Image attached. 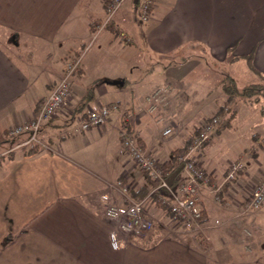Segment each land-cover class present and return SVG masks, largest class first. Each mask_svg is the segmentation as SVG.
I'll use <instances>...</instances> for the list:
<instances>
[{
    "label": "crops",
    "instance_id": "1",
    "mask_svg": "<svg viewBox=\"0 0 264 264\" xmlns=\"http://www.w3.org/2000/svg\"><path fill=\"white\" fill-rule=\"evenodd\" d=\"M132 3L124 0L110 23L101 27L106 18L105 0H0V134L34 115L63 74L66 62L72 56L80 57L68 98L40 127L36 147L30 150L25 143L27 133L0 140L2 179H13L18 200L37 192L39 202L35 217L19 225L12 252H7L8 244L0 246V264H108L109 260L110 264H206L205 254L213 244L228 254L244 247L234 237V227L243 221L257 224L264 215V209L244 215L238 211L250 188L264 178V168L248 169L245 160L252 158L248 152L243 156L245 169L223 183L221 202L214 201L211 189L223 180L234 158L230 154L234 145L239 157L247 151L245 145L259 143L252 135L264 131V108L247 110L252 114L247 127L260 131L249 133L251 141H222L223 128L194 152L210 183L199 188L203 220L192 230L182 229L172 214L149 201L153 181L124 150L120 132L122 112L129 111L134 116L131 130L139 144L160 163H171L172 151L187 145L191 133L218 108L217 100L207 98L206 92L187 91L186 74L177 70H160V82L145 85L140 80L126 87L131 73L127 60V52L133 48L130 44L138 41L137 49L169 59L183 52L182 61L194 60L193 65L196 60L207 64L205 53L228 69L245 61L248 70L264 74V0H154L144 23L134 20ZM224 74L233 77L230 72ZM93 83L91 95L96 99L82 106L85 91ZM161 86L166 87L157 98L162 120L144 111V97ZM198 102L200 111L192 108ZM92 103L116 107L104 124L75 131ZM207 108L212 112H202ZM166 125L173 126V132L162 137L160 129ZM259 144L257 152L264 151V141ZM183 177L180 169L172 186ZM117 179L131 183L138 196L145 193L139 198L141 214L151 217L162 231L147 237L149 244L144 248L129 239L122 245L111 240L113 222L106 220L99 196ZM195 233L202 238L204 250L196 248ZM7 234L0 228V241ZM17 242H25V248ZM107 242L113 245L109 250L104 248ZM65 243H89L90 248L74 250ZM6 257L11 261L6 262Z\"/></svg>",
    "mask_w": 264,
    "mask_h": 264
},
{
    "label": "rangeland",
    "instance_id": "2",
    "mask_svg": "<svg viewBox=\"0 0 264 264\" xmlns=\"http://www.w3.org/2000/svg\"><path fill=\"white\" fill-rule=\"evenodd\" d=\"M132 2H133L132 3L133 7L135 9V13H133L134 20L136 18L137 22H141V23L147 22L149 17H150V12H151V8L154 4V0H153V4H152L151 8L149 9V11L147 13L146 20H142V21H140L139 12L137 13V11H136L137 8L134 4V0H132ZM106 6L107 5L105 2L106 18L101 23V27H105L110 23L109 21L112 19L111 16L120 7V6L117 7L116 11L110 16L109 19H107L109 12L107 11ZM104 22H106V23H104ZM138 27L139 26H137V28ZM87 41L88 40H86V43H87ZM130 45L133 48H131V50H129L127 52V60H130L129 63L131 64V67H130L131 73H128V75H127L128 82L126 84V87H130L129 86L130 84H135V83L139 82L140 80L144 81L143 83L145 85L148 82L151 83L152 81L160 82L161 79H160V75L158 74V72L160 70H163L166 72L177 70V71L181 72V74H186L183 77V82L187 83V91H191V90L193 91L195 89H196V91H199V92L204 91V92H206L205 96L207 98L216 99L217 103H215V105L218 104V106H219L221 104H224V100L226 99V94L222 89V82L223 81L221 80V79H223L224 73H226V72L231 73V75L233 76L232 78L235 81V85L238 89L243 88L247 85H251L253 83H257V82L264 85V76L261 77V73L257 74V73H253L250 70H248L245 61H243V62L239 61L238 63L233 64L228 69V67L225 63L219 62L218 60H214L213 58H209L208 54L205 53V54H203V56L206 57L208 63L207 64L203 63L200 65L199 60H196V62H195L196 65H193L194 60H191L189 62H188V60L182 61L183 59H181L180 56L183 54V52L175 53V54L171 55V58L169 59V58H163L162 54H159V53L147 52L145 50H142L141 48L137 49L138 41H136V45L135 44H130ZM73 57H75V56H72V58ZM72 58H70V59H72ZM70 59L66 62V64L70 61ZM174 61L177 62L178 64L170 65V63H172ZM66 64H65V66H66ZM65 66H64V69H65ZM77 71H78V69H77ZM76 72H74L73 74H75ZM166 72H164V73H166ZM73 74L69 77L70 82L72 80ZM61 76H63V74ZM103 79L104 78L100 79V81H102ZM225 80H226V78H225ZM90 86L93 87V84H91ZM165 90H166V87L162 88V86H161L160 89L156 90L157 92L155 94L146 95L144 97V100L146 102V108L144 111L147 114H149L151 116H153L154 114L157 116H161V115H158L159 113H157L158 112L157 106H156L157 107L156 109L152 110V109H149L148 104L151 103L153 105H156L158 103L157 102L158 96H160L162 93H164ZM86 91H85V94H86ZM147 96L148 97L153 96V98L148 102ZM256 97H258V102L254 101ZM91 99L95 100L96 96L90 95L89 100H91ZM205 100H207V99H205ZM233 101H234V104L230 102V104H231L230 109L225 114H223V115L218 114L217 115L216 113H214L211 115L213 117L217 116L219 120L227 119L229 121L230 126L228 125L227 127H225V130L222 133V138H220V139L222 141H233V142L234 141H251L248 138L249 133H255V132H260V131L259 130L254 131V130H251L250 127H247L249 125L247 123H249V121L251 119L250 117H252V114H251V116L248 115L247 110L252 108L253 106L256 107V110L264 108V96L260 95V92L259 93L252 92L249 95H247L246 97L245 96L237 97ZM101 104H109V103H101ZM201 105L202 104H200L198 102L196 105H194V106L192 105V108H194L195 110L198 109L200 111ZM234 107H236V108H234ZM236 109L238 111V114L235 113ZM202 112L207 114V113L212 112V111L210 108H207ZM232 112H234V113L232 114ZM211 116H209L208 118L203 120L201 122V124L205 121H208L211 118ZM159 119L162 120L163 117L161 116V117H159ZM132 120L133 119H131V121ZM168 126H171V125H166L165 127H163L160 130L162 131L163 129H165ZM171 127H172V132H173V126H171ZM248 128L250 130H247ZM161 131H160V134L162 137H165V136L172 134V132H171L170 134L163 135L161 133ZM195 134H196V132L194 130L191 133V139L187 143V147L185 149H183L182 151H180L179 153H177L176 162L180 163L181 169L184 170V177L181 181H183L186 177V172H185V168H184L185 161L187 160V161H192V162L197 163V161L195 160V157H194V152L199 150L202 145L197 146L195 148L191 147L192 146L191 144H192V141L194 139ZM252 136H253L252 140H256L258 138L259 143H260V141H264V131H262L260 135H257V133H256V134H253ZM259 136H260V138H259ZM6 138H10V137H3L0 139H6ZM208 141H206V142H208ZM259 143L257 141L256 144H254L252 146H250V145L246 146L245 145L244 147H246L247 151H245V153L239 157H236V151H235L236 149L235 148L237 145H234L235 147H233V150H230V154H233L234 158H232V160H230V162L228 163L227 170H226V173L223 177V180L220 183H215L211 186V189L214 192V201L215 202L219 203L222 201V196L219 193V191H220L221 187L223 186V183H225L229 180L235 179L237 174L245 169L243 156H247L246 152H248V155L252 156V158L248 157L247 160H245V162H247L248 169H251V168L255 167L256 165L258 167L255 169L264 168V151H258L259 155L257 152L258 148L260 147ZM144 150H146V149H144ZM243 150L244 149H242V151ZM174 151L175 150L172 151V155L174 153H176ZM146 153H148V155H150L152 158H154L158 162V164L160 163V161L156 157H154L148 150H146ZM172 155L170 157L171 159H172ZM254 158H255V160H254ZM171 162H172V160H171ZM232 163L242 164V169H240L239 171L238 170L234 171L233 177H231V179H226V174L228 172V169L231 167ZM164 164H167V163H164ZM160 165L162 166L163 163H160ZM200 168H201V166H200ZM204 172H205V174H203L204 181H201V183H199L198 188H197L198 189L197 197H198V205L199 206H200L199 194H198L199 188L203 184H209L210 183L208 173L205 170H204ZM4 179H6V178L2 179V175L0 172V228L2 230H5L6 234L8 232H10V234L5 235V237L0 241V246L4 247L3 244L4 245L8 244L7 252L10 254V251L12 252V250L10 249V247L12 245V240H13L14 236L17 234V230H18L19 225L23 224V222H24V224L25 223L28 224L30 216H31V218L35 217L34 215L38 213L37 206H38L39 202H37V200L35 199L37 197V192H35V193L32 192L31 194H28L26 196L27 198L24 197V199H22V200L20 199L21 204H19V207L15 206L18 204V203L16 204V201L20 202V200H18V196L15 195V193H14V189L12 187L13 179L12 178H10L9 180H4ZM118 181L122 182L123 184L128 185L129 186L128 189L125 191V194H124V193L120 192V191L124 190V187H120L118 189H114V188L110 187V189H108V186H107L105 191H102L100 193V196H99L100 201L102 203V211H103V202L101 200V195L104 193L105 194L108 193L110 195V197H112L113 202L118 204L119 206L120 205H123V206L126 205V203H127L126 202L127 201L126 195H129V196L131 195L129 191H131L130 186H132V184L126 182L125 180L117 179L114 182V185L117 184ZM262 182H264V178L260 179L258 181V183L253 185L250 188L251 191L256 185H258ZM177 183H179V182H177ZM156 184L157 183L155 181H153V185H154L153 191L154 192H158L157 190H155ZM169 184L171 186L173 185L171 183H169ZM112 185H113V183H112ZM1 193H3L4 194L3 197H5V199L3 201L1 199ZM152 194L156 195V193H152ZM152 194H149L150 195L149 201L154 203L152 196H151ZM41 195H43V194L41 193ZM7 196H8V199H7ZM38 199L40 200V197ZM135 199H139V198H135ZM79 201H80V199H79ZM244 201H245V199L243 200V202H241L240 208L238 210L240 214H243V213L244 214H247V213L253 214V213H256L258 211H261V209H264V207H262L264 205H262L257 210H253V209H247L246 210ZM154 205H156V204L154 203ZM103 213H104V211H103ZM261 214H264V213H261ZM201 215H202V210H201ZM148 219L150 220L151 225H150L149 229L146 230L143 234H131V233L129 234V233L121 232L122 230H119L118 228H116V226L113 223L114 228L111 229L112 231H111V236H110L111 240L113 241V244L116 243L117 245H122V244H124V241L129 239V240H131L132 244L138 248L146 247L149 244V243H147V239H148L147 237H150L153 234L162 233V231L159 232V230H158L159 228L155 226L153 219L151 217ZM106 220L108 222H111L108 218H106ZM182 229H184V228H182ZM234 231L236 233L234 235V237L236 239L241 240L242 244H244V247H241L239 250H236L235 252L229 251L232 253L228 254V252H226V251L219 252L217 247L215 246V244H213V249H211L210 251H208L205 254V263L206 264H231L233 262V264H264V215H262L260 221L257 224L251 225V224H247L243 221L242 224L234 227ZM195 236L198 238V239H196V241H197V244L195 245L196 248H198L199 250L200 249L204 250L206 247L204 246V243L202 242V238H199L200 236L198 233H195ZM17 244L20 248L24 249L26 243L25 242H21V243L17 242ZM65 244H66L67 248H71L74 250H85V249L90 248L89 243H65ZM106 244L104 246V248L106 250L111 249L113 246V245L111 246L109 242H107ZM197 245L198 246L203 245L204 248L200 247V246L197 247ZM4 259H5V257H4ZM217 260L219 261V263L217 262ZM8 261H11V258L6 257V262H8ZM199 261L201 262V260H199ZM229 262H231V263H229ZM110 263H111V261L109 260L108 264H110ZM11 264H12V261H11Z\"/></svg>",
    "mask_w": 264,
    "mask_h": 264
},
{
    "label": "built area",
    "instance_id": "3",
    "mask_svg": "<svg viewBox=\"0 0 264 264\" xmlns=\"http://www.w3.org/2000/svg\"><path fill=\"white\" fill-rule=\"evenodd\" d=\"M124 0H106V7L108 18L116 11V8L121 5ZM134 4L139 12L140 21L146 20L147 13L153 4V0H134ZM106 23V22H104ZM80 65V57L75 56L66 64L63 76H61L49 92L40 103L37 112L30 118L22 123L13 125L5 132L0 134V138L13 137L22 133H27V139L25 141L30 147L38 143L37 133L40 127L52 118L55 112L65 103L71 89V82L69 77L77 71ZM158 90V89H157ZM157 91L155 90L152 95ZM150 95V94H149ZM153 96H147L148 102ZM156 98V97H155ZM149 109H156L157 105L148 104ZM115 105L92 103L85 109V119H83L79 125L74 129L79 132L80 130H86L91 126H100L104 124L110 114V111L114 109ZM134 116L129 111H123L122 120V140L121 144L124 150L128 153L134 164L141 169L151 181H155L157 184L155 190L150 194L156 193L158 200L164 204L172 213L176 222L184 229L191 230L199 227V221L201 217V208L198 205V185L201 181H204L203 174L204 169L200 168L195 162L185 161L184 168L186 177L183 181L177 183L176 187L171 186L163 174V168L158 162L152 158L146 150L139 144L137 136L128 131L127 123L131 122ZM219 119L217 116L205 121L199 127V130L194 136L192 141V148L201 146L204 142L209 140V136L214 128L217 126ZM172 127L168 126L161 131L163 135L170 134ZM242 169V164L232 163L226 174V179L233 177V172ZM111 188L118 189L124 187L123 191L128 189V185L118 181L117 184L110 185ZM130 192V191H129ZM108 194V193H107ZM102 194L101 200L103 202V211L105 217L114 223L116 228L122 230L121 232L131 234H143L149 229L151 222L148 218L142 216V201L135 199L131 195H126V205H118L113 202L112 197L108 194ZM245 208L257 210L264 205V182L256 185L249 196L245 199Z\"/></svg>",
    "mask_w": 264,
    "mask_h": 264
},
{
    "label": "trees",
    "instance_id": "4",
    "mask_svg": "<svg viewBox=\"0 0 264 264\" xmlns=\"http://www.w3.org/2000/svg\"><path fill=\"white\" fill-rule=\"evenodd\" d=\"M253 54V51L249 53L248 57L251 58ZM252 68H254L253 66H251ZM262 75L264 74H261V77ZM226 78V80H225ZM223 82H222V89L223 91L225 92L226 94V99L224 100V104H221L218 106L217 110H216V114H220V115H223L225 114L228 110H229V105H230V102L233 103L234 99L237 98V97H242V96H247L249 95L250 93L252 92H257L259 93L260 92V95L264 96V85L260 84V83H253L251 85H247L243 88H237L236 85H235V81L234 79L228 75V74H224V77L223 79H221ZM94 84L93 83V87H94ZM93 87L89 86V88L87 89L86 91V94L84 95L83 97V102H82V106H84L85 104L88 103L89 101V97L91 95V92L93 90ZM235 97V98H234ZM254 101H258V97L255 98ZM158 102V101H157ZM111 105V104H109ZM157 107H158V103L156 104ZM131 122H128L127 123V129L128 131L132 132L133 131L131 130ZM229 125V121L227 119H224V120H219L217 126L214 128V130L211 132L209 138L214 134V133H217L219 132L221 129L227 127ZM201 126V125H200ZM121 127H122V120H121V126H120V130H121ZM199 130V128L195 129V132L197 133V131ZM5 132V131H4ZM121 132V131H120ZM122 134V133H121ZM138 139V138H137ZM1 140V139H0ZM210 140V139H209ZM205 143L207 142H204L202 145H204ZM36 147V144L32 146L31 149L35 148ZM187 147V145H184L183 147L181 148H177L175 149L173 155H172V162L171 163H167V164H163L162 167H163V173H164V176L166 177V179L170 176L173 175V178H172V181L170 182L171 184H173L174 182H176L177 180V174L178 172L180 171L181 169V164L176 162V157H177V153H179L180 151H182L183 149H185ZM131 190V189H130ZM130 194L131 196L134 198H141L145 195V193H141L140 196H138L135 192H133L132 190L130 191ZM152 199L154 201V203L156 204V206L162 208L165 212V214H172L169 209L164 205L162 204L158 198L156 197L155 194H152ZM203 220V216L201 215L200 217V221ZM199 221V222H200ZM203 241V240H202Z\"/></svg>",
    "mask_w": 264,
    "mask_h": 264
},
{
    "label": "water",
    "instance_id": "5",
    "mask_svg": "<svg viewBox=\"0 0 264 264\" xmlns=\"http://www.w3.org/2000/svg\"><path fill=\"white\" fill-rule=\"evenodd\" d=\"M173 175L167 178V181L170 183L172 181Z\"/></svg>",
    "mask_w": 264,
    "mask_h": 264
}]
</instances>
